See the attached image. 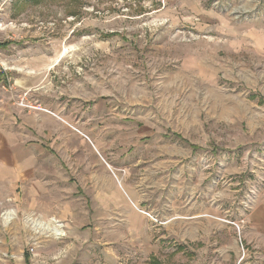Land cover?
<instances>
[{"label": "rangeland", "instance_id": "rangeland-1", "mask_svg": "<svg viewBox=\"0 0 264 264\" xmlns=\"http://www.w3.org/2000/svg\"><path fill=\"white\" fill-rule=\"evenodd\" d=\"M0 264H264V0H0Z\"/></svg>", "mask_w": 264, "mask_h": 264}, {"label": "crops", "instance_id": "crops-1", "mask_svg": "<svg viewBox=\"0 0 264 264\" xmlns=\"http://www.w3.org/2000/svg\"><path fill=\"white\" fill-rule=\"evenodd\" d=\"M33 96L35 97V96H37V95H35L34 93H33ZM37 99H38V105H40V106H42V107H44V108H46L47 110H49V112L48 111H44V112H46V113H48V114H50V116L54 119V121H56V120H58V119H60L59 117H57V115L55 114V112L53 111V108L51 107V106H53L55 103H58V101L60 100L57 96H51V98H50V104H51V106L49 107L50 109H48V105H47V97L45 96V97H38V98H36L35 100L37 101ZM42 104V105H41ZM11 104L9 103V104H6V107H5V111H4V117L6 118V121H7V123L8 122H10V123H17L18 121H17V119L16 118H20L21 117V115H24L23 116V118H25L26 116L28 117L31 113H29L30 111H23V109H21V108H19V107H16V110H13V109H11ZM54 113V114H52V113ZM12 113H13V115H12ZM32 116H35V118H37L38 119V117H40V119H42V117H43V111H38L37 113L35 112V113H33V115ZM24 122V121H23ZM25 123V122H24ZM19 124V123H18ZM8 132H10V129H9V131ZM38 147H39V150H40V148H43L42 146H40V145H38ZM45 148L46 147H44V150H45ZM41 151V150H40ZM49 151V150H48ZM44 155H46V156H48V158H49V155H47V153H45ZM51 157V156H50ZM46 172V171H45ZM41 177H43V176H41ZM50 184V183H49Z\"/></svg>", "mask_w": 264, "mask_h": 264}, {"label": "trees", "instance_id": "trees-1", "mask_svg": "<svg viewBox=\"0 0 264 264\" xmlns=\"http://www.w3.org/2000/svg\"><path fill=\"white\" fill-rule=\"evenodd\" d=\"M181 248H182V246H180ZM180 247H178V248H180Z\"/></svg>", "mask_w": 264, "mask_h": 264}, {"label": "bare ground", "instance_id": "bare-ground-1", "mask_svg": "<svg viewBox=\"0 0 264 264\" xmlns=\"http://www.w3.org/2000/svg\"><path fill=\"white\" fill-rule=\"evenodd\" d=\"M57 231V230H56Z\"/></svg>", "mask_w": 264, "mask_h": 264}, {"label": "built area", "instance_id": "built-area-1", "mask_svg": "<svg viewBox=\"0 0 264 264\" xmlns=\"http://www.w3.org/2000/svg\"><path fill=\"white\" fill-rule=\"evenodd\" d=\"M237 226V225H236Z\"/></svg>", "mask_w": 264, "mask_h": 264}]
</instances>
